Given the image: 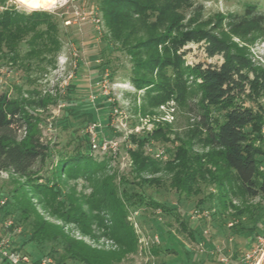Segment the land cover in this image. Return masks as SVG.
I'll return each mask as SVG.
<instances>
[{"label": "trees", "instance_id": "obj_1", "mask_svg": "<svg viewBox=\"0 0 264 264\" xmlns=\"http://www.w3.org/2000/svg\"><path fill=\"white\" fill-rule=\"evenodd\" d=\"M97 4L110 30V46L116 43L129 55V79L136 88L144 89L147 107L143 115L152 114L155 107L172 98L185 112L192 113L195 125L172 139L168 122H159L151 132L141 135L131 133L134 147L128 152L134 180L123 176L116 180L114 173L107 172L110 158H94L85 134L59 143L55 153V144L41 140L36 108L44 110L51 103L63 102L64 130L92 120V110H81L74 103V84L54 96L41 95L36 88L23 90L22 85L13 86L14 95L8 90L1 92L0 171L25 178V183L14 188L0 205L1 233L20 228L19 233H13L12 246L18 244L13 249L22 252L23 247L31 246L22 253L35 264L43 257L52 258L53 264H120L139 247L138 234L127 221L129 209H150L170 217L179 232L207 251L215 246L212 235L203 229L215 227L213 221L217 219L221 221L216 225L219 232L227 227L228 235L246 240L248 246L263 233L256 212L262 209L250 201L264 198V109L260 105L263 110L258 113L245 106L242 95L248 85L251 98L264 96V69L254 66L243 47L230 41L228 32L237 37L259 34L264 38V12L255 4H245L240 12L227 17L217 13L201 19L202 6L190 0H97ZM190 7V18L184 22L183 11ZM189 41H203L208 57L221 55L220 65H186L178 51ZM61 47L52 15L0 12V59L9 66L28 71L32 62L36 66L52 65ZM24 93L28 96L23 97ZM20 132L24 133L21 137ZM156 142L174 145L155 156ZM196 146L203 152L195 151ZM163 154L167 155L165 160ZM35 164L38 167L33 170ZM156 173L164 175L178 198L204 195L197 198L193 213L215 209L210 216L190 224L178 206L158 201L144 190H134L164 185L162 178L141 176ZM77 179L89 185L88 193L70 184ZM202 185L212 190H201ZM46 214L61 224L48 220ZM230 216L236 221L228 225ZM7 220L11 225L5 229ZM63 224L76 225L91 239L106 237L115 248H94L67 235ZM159 237V242L149 248L154 264H183L180 258H165L180 250L170 230L160 232ZM46 245L49 248L44 252ZM0 264H6L1 257Z\"/></svg>", "mask_w": 264, "mask_h": 264}, {"label": "rangeland", "instance_id": "obj_2", "mask_svg": "<svg viewBox=\"0 0 264 264\" xmlns=\"http://www.w3.org/2000/svg\"><path fill=\"white\" fill-rule=\"evenodd\" d=\"M190 1L193 5L202 6L201 19L217 13L227 17L230 14L240 12L245 4H255L258 10L264 12V0ZM191 9L192 7L183 11V14H185L184 22L189 20ZM6 10L20 15L31 14L34 11L52 15L57 24L62 47L56 58H54L52 65L42 63L40 66H36L32 62L33 66L28 71L11 67L5 60L0 59V93L8 90L10 94L14 95L13 86L22 85L23 90L36 88L41 95L54 96L57 93L62 94L70 84H74V103H77V107L81 110L93 111L91 121L85 122V124L74 123V125L64 130L61 127L64 120L62 118L64 115L63 102L51 103L44 110L41 108L34 110L40 119L38 128L41 140L45 144H55L53 146L54 153L58 150L59 143L66 142L69 137L85 134L90 145V154L94 158L98 160L110 158L107 172L114 173L116 180H119L122 176L134 180L132 174L133 162L128 152L129 148L134 147L129 137L131 133L141 135L151 132L159 122H168L171 130L169 135L172 139L174 135L181 136L185 131L194 127L196 119L191 118L192 113L185 112L172 98L155 107L152 114L143 115L142 112L147 107L144 89L136 88L129 79L131 68L129 55L120 50L119 45L116 43L111 45L112 47L110 46L108 42L111 36L110 30L104 23L97 0H53L50 4L37 9L28 8L17 0H1L0 12ZM226 28L227 26H225ZM228 34L231 42L243 47L256 68L264 69V38L261 35L237 37L231 32H228ZM109 41L112 42L111 39ZM178 52L182 53V59L186 65L202 64L203 67H207L219 66L222 62V57L219 54L213 57L206 55L203 41L186 42ZM249 76L252 78L251 74ZM251 94L247 85L242 95L243 104L252 108L255 112L261 113L264 109V96L258 98L254 96L253 99L251 98L253 93L251 92ZM27 96V93L23 94V97ZM260 105L263 106V109L259 108ZM262 133L264 135V125ZM23 134V132H20L19 136L21 137ZM93 143L96 144L95 148L92 147ZM173 145L169 142L165 144L156 142L154 149L159 153L164 150V147L172 148ZM194 150L203 152L197 146L194 147ZM166 157L165 154L162 160H165ZM37 167L38 164H35L33 170ZM141 176L145 178H164L162 173H156L155 175L143 174ZM24 183L25 178L0 171V198L7 199V195L14 188ZM163 183L164 185L159 183L158 186L135 187L134 190H144L146 195L158 201H163L171 206H178L181 213L184 214L183 218L190 219V224L200 220L201 216H210L215 209L213 207V209L211 207L205 208L201 211L202 214L199 211V216L193 218L191 215L193 214L195 202L197 198H203L204 195L189 199H184L183 196L178 198L179 196L172 191L173 189L168 187V180L163 179ZM70 184L75 185L78 191L83 190L86 193L91 189L81 179L71 181ZM201 190L212 189L211 187L205 189L202 185ZM250 203L257 204L262 209L261 211L260 208L256 210L260 214L259 221L263 223V228H261L263 233L257 236L264 238V215L262 214L264 212V198H254ZM38 211L40 212L39 208ZM134 212H137V214L135 215ZM44 216L54 223L61 224L58 219L47 214ZM127 221L132 225L134 231L141 236L156 234L160 239V232L170 230V234L175 237V244L180 250L176 254H167L165 258L168 260L180 258L183 264H222L219 259L223 256L228 259V264H264L263 241L260 243L256 238L257 236H255L254 239H251V244L246 246V240L240 241L231 234L228 235L227 227L223 233L218 231L216 225L221 224L220 219L213 221L215 227L202 228L203 232L212 235L211 243L215 246L214 249L208 251L204 245L197 244L195 240L179 232L177 223L170 217L162 215L160 210L135 209L133 211L129 209ZM234 221L236 219L230 216L227 221L228 225ZM1 225L2 223L0 224V235L2 236L5 232L1 233ZM63 227L67 235L75 239H81L94 248L105 250L115 248V244L106 237L99 236L97 239H91L82 235L74 224H63ZM162 235L165 236V234ZM15 239H18V236ZM16 246L18 247V244L13 247ZM244 246L246 247L244 248ZM30 248L31 246L26 245L21 251L25 252L26 250L28 252ZM48 248V245L42 247L44 252ZM186 251L188 252V255H186L188 259L184 255ZM246 254L250 255L248 259H245ZM148 258L147 254H139L138 250L136 254L129 255L120 264H147ZM156 261L159 260L156 258ZM67 264L77 263L68 261Z\"/></svg>", "mask_w": 264, "mask_h": 264}, {"label": "built area", "instance_id": "obj_3", "mask_svg": "<svg viewBox=\"0 0 264 264\" xmlns=\"http://www.w3.org/2000/svg\"><path fill=\"white\" fill-rule=\"evenodd\" d=\"M92 147L95 148L96 144L93 143ZM155 156H160V153H155ZM6 201V198H0V205H3ZM135 215L137 212H134ZM202 214V213H200ZM199 216V212L195 211L191 217ZM11 225V221L7 220L4 222V228H8ZM20 228H15L12 232L6 231L0 237V257L5 260L6 264H35L31 261L30 257L27 254H24L18 250L13 249L12 241H13V233H19ZM137 233V232H136ZM138 234V233H137ZM260 243L263 241L264 238L257 236ZM159 242L158 235L154 234L152 236H141L138 234V250L139 254H147L149 256L147 264H154V257L150 254L149 248L151 244H156ZM250 257L249 254L245 255V259ZM219 261L222 264H228V259L226 257L221 256ZM38 264H53V260L50 257H43L40 259Z\"/></svg>", "mask_w": 264, "mask_h": 264}, {"label": "bare ground", "instance_id": "obj_4", "mask_svg": "<svg viewBox=\"0 0 264 264\" xmlns=\"http://www.w3.org/2000/svg\"><path fill=\"white\" fill-rule=\"evenodd\" d=\"M28 8L37 9L43 5L50 4L53 0H17Z\"/></svg>", "mask_w": 264, "mask_h": 264}]
</instances>
